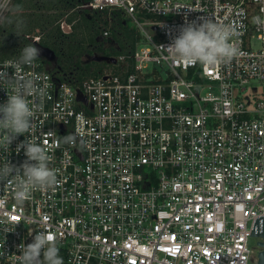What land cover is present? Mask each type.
<instances>
[{
    "label": "built area",
    "instance_id": "built-area-1",
    "mask_svg": "<svg viewBox=\"0 0 264 264\" xmlns=\"http://www.w3.org/2000/svg\"><path fill=\"white\" fill-rule=\"evenodd\" d=\"M10 1L0 0V16ZM82 7L121 12L150 46L137 49L136 39L108 70L79 82L57 78L39 58L19 67V58L0 59V104L27 81L33 110L30 130L8 151L0 147V166L26 159L16 151L25 140L45 150L57 176L53 188L32 189L23 203L14 183L0 185V264H22L19 249L38 231L54 236L63 264H256L264 0H88ZM201 15L234 30L238 54L214 66L173 62L160 46L166 50L185 20ZM59 28L71 32L65 17ZM40 37H32L35 46ZM70 134L75 141L64 142Z\"/></svg>",
    "mask_w": 264,
    "mask_h": 264
},
{
    "label": "clouds",
    "instance_id": "clouds-1",
    "mask_svg": "<svg viewBox=\"0 0 264 264\" xmlns=\"http://www.w3.org/2000/svg\"><path fill=\"white\" fill-rule=\"evenodd\" d=\"M179 34L172 38L166 51L173 62L184 65L200 63L214 66L231 60L238 54V50L230 43L235 32L227 25L218 23L214 18L198 16L195 20H185L179 28ZM41 55L40 49L30 44L21 49L15 67L31 65ZM5 74V79L10 80ZM21 90L8 95L6 102L0 104V147L8 151L10 145L19 136L31 128L33 110L25 98L24 90L30 88V82L25 81L18 86ZM64 142L72 143L75 135L70 134L62 138ZM23 149L26 159L19 165L4 162L0 166V185L15 184L14 198L23 203L32 189L47 190L57 183L55 170L48 167V155L45 150L35 144L23 141L17 145L16 151ZM22 264H63L59 255V248L53 235L38 231L27 246L19 249ZM42 257V258H41Z\"/></svg>",
    "mask_w": 264,
    "mask_h": 264
},
{
    "label": "trees",
    "instance_id": "trees-1",
    "mask_svg": "<svg viewBox=\"0 0 264 264\" xmlns=\"http://www.w3.org/2000/svg\"><path fill=\"white\" fill-rule=\"evenodd\" d=\"M88 0H12L10 5L11 12L23 14L27 10H34L36 12L49 11H64L56 18L66 16V20L71 24V32L64 34L59 28L53 26L56 19L51 15H44L43 17H36L32 19V27H41L44 24L43 31H46V37H40L39 45L43 49H49L55 57V63L60 65L59 72L62 76L60 79H74L82 81L89 76H82L86 70L92 65H101L103 63L91 62L81 63V57L84 55L92 56L94 54L101 56H117L121 53L133 50L136 38H134L133 31L128 29L127 19L119 11H113L110 15V22L106 12L90 11L82 7ZM40 5H39V4ZM105 17L102 21V28L95 23V19ZM28 22L31 20L27 19ZM110 24L111 36L117 44L118 49L109 46L104 47V43L98 40V36L102 29L108 28ZM98 25V26H97ZM42 28V27H41ZM42 31V32H43ZM38 36V35H37ZM65 38L63 46L53 42L58 38ZM22 40L27 43L28 39L23 37ZM68 43V44H66ZM21 49L17 51L16 58H19ZM8 49L4 45H0V59L7 58ZM60 59L64 60V65L59 63ZM41 60V59H40ZM42 62V60H41ZM43 63V62H42ZM84 70V71H83ZM58 72V73H59ZM92 76V75H91Z\"/></svg>",
    "mask_w": 264,
    "mask_h": 264
},
{
    "label": "rangeland",
    "instance_id": "rangeland-1",
    "mask_svg": "<svg viewBox=\"0 0 264 264\" xmlns=\"http://www.w3.org/2000/svg\"><path fill=\"white\" fill-rule=\"evenodd\" d=\"M12 0L10 1L9 5L5 8V10L2 12L1 16H0V45H4L7 47L8 49V57H17L15 56L17 51H19L20 49H23L25 46H28L32 43V37L35 36H40L46 37V31H43L44 28V24L37 28V27H32V19L36 18V17H43L44 15H51L52 17H54L55 22L53 24L54 27H56V25L60 24V21L62 18H56V16L61 15L64 11H49V12H45L43 10H40L41 12H36L34 10H27L26 12H24L23 14L17 13V12H11L10 11V5H11ZM39 4V3H38ZM40 5V4H39ZM108 17V21L110 22V15L107 14ZM27 19L31 20V22H28ZM105 19V17H100L98 20L95 19V23H97L98 27L96 28L97 30L100 28H102V21ZM123 19L126 20V18L124 17ZM111 23V22H110ZM127 28L133 31V34L135 35L134 38L137 39V45L136 48H142V47H149L150 43L144 38V34L142 32H140V30H138V28H136L135 24L127 19V24H126ZM43 31V32H42ZM108 31L109 34L106 38H102L101 37V33L98 36V40L103 41L104 43V47H113L116 50L118 49L117 44L114 42L113 37L111 36V32H110V24L108 25ZM139 31V34L138 32ZM27 36L29 38H27ZM25 37L28 39V42L25 43L22 38ZM65 38L61 37L58 38V40H54L53 42L57 43L60 46H63ZM68 44V43H66ZM35 46V44H34ZM38 49H40L41 51V55L39 57V59H41L42 61H47L49 64L48 65H44V68L49 71L51 74L55 75L57 78H60L62 76L61 72H59V64L57 65L55 63V57L52 56L51 54H47L46 56L44 54H42V48L40 46H35ZM97 55V54H94ZM7 57V58H8ZM90 58L87 55H84L81 57V63H86L87 61H89ZM59 63H62V65H64V60L60 59ZM103 64L98 65V66H94L92 65L91 67H89L88 70H86V72L82 75V76H91L96 74L97 72H101V70L105 69L108 70L110 68V64H107L105 62H102ZM100 64V63H99ZM156 68H158L160 70L159 66H156ZM166 67H162L161 69L166 70ZM84 71V70H83ZM59 72V73H58ZM257 239H251V243L253 245L256 244Z\"/></svg>",
    "mask_w": 264,
    "mask_h": 264
},
{
    "label": "water",
    "instance_id": "water-1",
    "mask_svg": "<svg viewBox=\"0 0 264 264\" xmlns=\"http://www.w3.org/2000/svg\"><path fill=\"white\" fill-rule=\"evenodd\" d=\"M89 10L88 8H86ZM42 54L45 56L47 54H51L53 56V53L49 49H43L42 48ZM90 61L91 62H96V63H115V59L113 57H107V56H101V55H92L90 56ZM251 236L255 238H259L260 240L257 242V246L260 248L259 251L257 252V263L256 264H264V219H262V229L261 230H256L251 233Z\"/></svg>",
    "mask_w": 264,
    "mask_h": 264
},
{
    "label": "flooded vegetation",
    "instance_id": "flooded-vegetation-1",
    "mask_svg": "<svg viewBox=\"0 0 264 264\" xmlns=\"http://www.w3.org/2000/svg\"><path fill=\"white\" fill-rule=\"evenodd\" d=\"M43 65H48L49 63L47 61H42Z\"/></svg>",
    "mask_w": 264,
    "mask_h": 264
},
{
    "label": "crops",
    "instance_id": "crops-1",
    "mask_svg": "<svg viewBox=\"0 0 264 264\" xmlns=\"http://www.w3.org/2000/svg\"><path fill=\"white\" fill-rule=\"evenodd\" d=\"M64 17H66V16H64ZM64 17H63V18H64ZM65 20H66V18H65Z\"/></svg>",
    "mask_w": 264,
    "mask_h": 264
}]
</instances>
